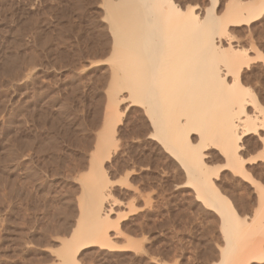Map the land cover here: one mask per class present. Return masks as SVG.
<instances>
[{"label":"bare ground","instance_id":"6f19581e","mask_svg":"<svg viewBox=\"0 0 264 264\" xmlns=\"http://www.w3.org/2000/svg\"><path fill=\"white\" fill-rule=\"evenodd\" d=\"M103 5L112 37L108 42L106 32L98 31V41L111 44L109 69L104 66L109 72L103 68L109 80L104 81L108 102L101 126H97L100 115H95L91 124L99 127L96 131L78 126L79 135L68 130L64 140L47 134L48 139L33 126L34 119L48 118L46 113L32 114L24 128L19 158L16 142L10 143L11 221L17 207L14 176L19 166L22 196L36 203L34 217L42 226L36 235L28 229L31 223H24L18 236L23 249L33 242L51 248L59 241L54 264H79L78 256L86 246L116 248L108 233L115 223L114 191L119 181L113 177L121 175L120 182L134 191L137 184L141 191L150 187L149 179L157 176L148 165L158 156L145 155L144 143L150 141L175 160L185 178L183 186L192 188L201 205L217 215L223 244L215 264L264 259V246L258 239L264 232V184L251 176L250 164L258 156H248L246 143L255 140L264 148V69L261 72L251 64L257 58L264 61V54L257 50L251 54L248 48L222 39L230 25L261 18L264 0H211L204 18L194 6L182 7L177 0H104ZM126 100L129 104L123 110ZM131 105L138 106L139 114L129 120L130 127L124 125L129 127L125 130L120 123ZM226 171L249 180L247 192L249 188L257 192V208L251 206L255 208L251 217L248 199L239 201L226 194L221 181ZM52 204L59 224L50 227L46 221ZM126 241L135 243L131 236Z\"/></svg>","mask_w":264,"mask_h":264},{"label":"rangeland","instance_id":"374dc122","mask_svg":"<svg viewBox=\"0 0 264 264\" xmlns=\"http://www.w3.org/2000/svg\"><path fill=\"white\" fill-rule=\"evenodd\" d=\"M177 2L182 7L194 6L202 18L211 4V0ZM103 3L104 0H0V264H54L58 258L57 247H61L59 241L54 242V245L50 244L51 248L43 245L44 248L39 247L33 242L32 246L29 243L23 249L20 244L22 226L31 223L32 226L29 224L28 229L32 228L30 233L35 231L36 235L40 233L39 227L42 226L39 224L38 227L36 203L27 201L24 195L22 199L23 174L19 166L14 176L17 207L12 218L15 219L11 221L8 192L11 173L9 148L11 141L16 142V156L20 157L19 153L24 149V128L32 114L46 113L50 118L34 119L33 122V126L39 128L45 138L49 134L60 136L64 140L68 130L70 134L76 133V136L80 134L77 132L80 126L92 127L93 131L101 126L100 121L108 102L104 93V81L109 77L103 68L109 69L107 65L110 61L107 58L110 57L108 51H111V44L108 47L109 43H106L107 46L103 41H98V31L102 29L106 32L105 40L108 42H111L112 37L107 28L108 21L104 19L106 8ZM221 10L222 8L218 11ZM222 39H230L236 47L248 48L251 54L256 50L264 54V15L248 24L230 25L228 35H224ZM251 64L257 65L261 72L264 69L262 58H257ZM106 68L104 70L109 72ZM102 72L105 74L102 75ZM97 80L101 83L96 84ZM123 104L124 110L129 101L126 100ZM136 108L137 105H131L124 111V120L120 126L125 130L137 119L135 116L139 113ZM95 115H100L99 127L91 124ZM246 143L250 153L248 156H258L250 164L253 168L251 176L264 184V158L261 156L264 148L255 140H247ZM143 148L146 156H159V159L158 156L153 158V163L148 165L157 177L149 179L151 185L147 189L141 191V187L138 188L142 193L137 191V183L133 184H137L134 191L132 186L120 182L121 175L113 177L119 181L115 184L114 191V198L117 200L113 215L115 223L110 226L108 233L109 239L116 242V248H105L99 244L86 246L78 256L79 264L217 263L219 248L223 244L217 215L208 212L201 205L192 188L183 186L185 178L173 158L160 153L161 148L153 142L147 141ZM226 173L221 179L227 189L226 194L235 196L238 200L240 198L239 201L244 197L248 199L249 207H255L257 192L252 188H249L250 192L245 190V185H249L250 181L240 176H231L233 174L229 171ZM53 206L55 205L52 204V208L48 209L50 219L46 221L50 227L59 224ZM255 208L248 210V216L254 213ZM43 224L45 225V221ZM263 235L264 232L258 234V239H261L264 246ZM127 236L135 240L132 246L126 241ZM33 244H36L38 250H35L37 248ZM250 264H264V259L251 261Z\"/></svg>","mask_w":264,"mask_h":264}]
</instances>
